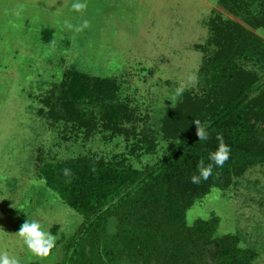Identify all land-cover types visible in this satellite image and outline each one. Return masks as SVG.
Segmentation results:
<instances>
[{"label":"rangeland","instance_id":"374dc122","mask_svg":"<svg viewBox=\"0 0 264 264\" xmlns=\"http://www.w3.org/2000/svg\"><path fill=\"white\" fill-rule=\"evenodd\" d=\"M21 1H10L8 15H0V253L20 264H61L65 252L60 239L72 235L83 216L45 184L40 165L125 155L130 164L143 166L163 156L168 143L160 139L157 152L132 155L123 136L110 140L102 127L88 136L83 129L77 132L50 120L46 95L55 98L60 83L73 84L80 74L92 81H115L117 102L135 114L126 125L156 129L178 101H170L174 89L189 74L197 80L185 92H202L203 57L209 54L196 47L213 36L210 18L215 13L224 20L241 18L219 0H80L87 5L81 12L72 9L75 0ZM84 20L89 27L75 31ZM255 32L264 39V28ZM238 60L243 69L264 77L261 62ZM86 94L84 100L94 98ZM131 139L133 145L136 139ZM212 217H219V235H238L243 247L258 251V264H264V163L235 178L226 190L213 188L188 212L190 223ZM27 219L56 237L48 256L34 255L16 235Z\"/></svg>","mask_w":264,"mask_h":264},{"label":"trees","instance_id":"16d2710c","mask_svg":"<svg viewBox=\"0 0 264 264\" xmlns=\"http://www.w3.org/2000/svg\"><path fill=\"white\" fill-rule=\"evenodd\" d=\"M219 2L249 28L219 13L210 18L213 36L196 47L209 54L203 57L202 92H184L156 129L126 125L135 114L117 102L115 81L97 82L80 74L73 84L60 83L55 98H44L53 122L83 129L88 136L102 127L110 140L123 136L132 155L157 152L160 139L168 143L163 156L143 166L130 164L125 155L40 165L45 184L83 216L78 229L60 239L65 252L61 264H258V251L243 247L238 235L218 234L219 217L188 220L189 210L213 188L226 190L235 178L264 163V77L238 63L243 57L264 65V39L255 32L264 28V0ZM210 46L214 49L207 51ZM85 91L94 98L84 100ZM194 120L206 127L207 141L198 140ZM218 134L231 148L229 160L222 168L214 165L208 180L191 183L199 160L211 162ZM65 168L71 177L63 175Z\"/></svg>","mask_w":264,"mask_h":264},{"label":"clouds","instance_id":"9594fccd","mask_svg":"<svg viewBox=\"0 0 264 264\" xmlns=\"http://www.w3.org/2000/svg\"><path fill=\"white\" fill-rule=\"evenodd\" d=\"M72 9L76 12H81L86 9V3L80 2V0H75L71 5ZM69 28L73 26L68 24ZM89 27V22L84 20L82 25L75 28V31H82ZM197 80L195 74H189L186 78V82L180 83L174 89L172 96L170 97L171 102H176L183 93L186 91L189 83H193ZM196 129V136L200 141H207L210 138L209 132L206 127L201 124L199 120L193 121ZM216 139L219 141L218 147L215 151L209 153L208 159L211 161L207 165L203 159H200L197 164V174H193L190 177V182L193 184H200L201 181L208 180L213 173V166L223 167L224 164L229 160L231 148L224 142L221 135H217ZM63 175L65 177H71L73 175L71 169H62ZM18 237L23 240V243L27 246L29 251L36 256L46 257L50 254L51 250L55 247L56 237L50 232L44 231L40 222L33 220L29 222L27 219L19 228L16 233ZM0 264H20V261L15 257H10L7 253H0Z\"/></svg>","mask_w":264,"mask_h":264},{"label":"crops","instance_id":"0c3cea01","mask_svg":"<svg viewBox=\"0 0 264 264\" xmlns=\"http://www.w3.org/2000/svg\"><path fill=\"white\" fill-rule=\"evenodd\" d=\"M12 0H0V15L1 17H6L8 15V6H9V2ZM22 2L21 0H18V3ZM2 19L0 18V21Z\"/></svg>","mask_w":264,"mask_h":264}]
</instances>
